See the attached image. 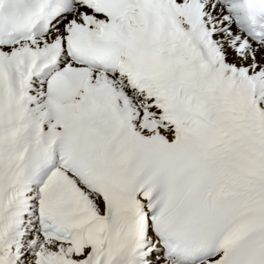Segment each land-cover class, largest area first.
I'll return each instance as SVG.
<instances>
[{
	"label": "snow or ice",
	"instance_id": "1",
	"mask_svg": "<svg viewBox=\"0 0 264 264\" xmlns=\"http://www.w3.org/2000/svg\"><path fill=\"white\" fill-rule=\"evenodd\" d=\"M0 264H264V0H0Z\"/></svg>",
	"mask_w": 264,
	"mask_h": 264
}]
</instances>
